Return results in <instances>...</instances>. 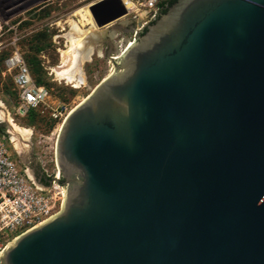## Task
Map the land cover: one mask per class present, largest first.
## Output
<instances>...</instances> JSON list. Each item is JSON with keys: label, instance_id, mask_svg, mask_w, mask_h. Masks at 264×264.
<instances>
[{"label": "water", "instance_id": "water-1", "mask_svg": "<svg viewBox=\"0 0 264 264\" xmlns=\"http://www.w3.org/2000/svg\"><path fill=\"white\" fill-rule=\"evenodd\" d=\"M53 156L58 211L0 264H264V0H174L65 114Z\"/></svg>", "mask_w": 264, "mask_h": 264}, {"label": "rangeland", "instance_id": "rangeland-1", "mask_svg": "<svg viewBox=\"0 0 264 264\" xmlns=\"http://www.w3.org/2000/svg\"><path fill=\"white\" fill-rule=\"evenodd\" d=\"M95 0H0V112L11 122L25 130L23 138L18 137L17 148L10 141L9 123L0 121L3 134L11 154L22 164L33 178L34 169L46 173L53 170L52 154L55 135L64 115L107 74L108 63L128 42V36L136 19L141 17L127 14L113 21L107 27L90 31H104L100 39L90 45V53L79 63L82 84L74 88L72 83L57 75L59 52L66 47L65 34L68 20L73 11ZM87 29V25L80 27ZM142 30V29H141ZM109 32L112 34L109 36ZM127 44V43H126ZM16 53L34 85L43 87L47 98L33 112L29 120L19 116L15 107L16 95L3 61ZM33 61L32 64H29ZM40 80L39 84L35 79ZM5 109V110H4ZM58 112L55 119L49 114ZM6 114V115H5ZM7 122V123H6Z\"/></svg>", "mask_w": 264, "mask_h": 264}, {"label": "built area", "instance_id": "built-area-1", "mask_svg": "<svg viewBox=\"0 0 264 264\" xmlns=\"http://www.w3.org/2000/svg\"><path fill=\"white\" fill-rule=\"evenodd\" d=\"M125 15L138 17L134 28L130 30L128 40L139 33L145 24H149L159 14L163 0H129ZM5 72L9 74L17 104L15 111L24 116L29 110L35 111L47 98L46 90L34 85L26 67L16 53L10 54L3 61ZM58 112L52 111L51 119L57 118ZM53 170L46 173L41 169L46 183H38L26 168L10 153L2 131H0V251L23 231L31 228L58 211L61 193L56 184V167L52 154Z\"/></svg>", "mask_w": 264, "mask_h": 264}, {"label": "bare ground", "instance_id": "bare-ground-1", "mask_svg": "<svg viewBox=\"0 0 264 264\" xmlns=\"http://www.w3.org/2000/svg\"><path fill=\"white\" fill-rule=\"evenodd\" d=\"M119 1H120V4L122 5L123 8L130 5L129 0H119ZM88 6H89V3L72 12L71 17H76V20H73L72 18H70L68 20V32L65 34V38H66V46L65 47L66 48L59 52V60L60 61H59V65L56 67L57 69H59V71L56 74L63 77L67 83L74 82L75 83L73 85L74 88H77L79 85L82 84V76L79 72V63L82 60L86 59L87 56L89 55L91 43L96 42V41H94V39L99 37V35H102L104 33V31H99V32H92V30L90 31V28L95 27V26L93 25V23L91 21V18H90L89 12H88ZM110 23H107V24L103 25L102 27H107L108 25H110ZM83 25H87L88 28L87 29H81L80 27H82ZM95 29H96V27H95ZM97 29H99V28H97ZM111 34L112 33L109 32L108 35L110 36ZM126 43H125V45H123V47H122V49L118 55H116L115 57H111L112 60L119 57L122 50L125 47H127L128 45H130L131 42L128 41ZM3 120L7 121L9 123L8 124L9 125L8 131L10 133L9 139H10V141H13L14 147L17 148V139H18V137H20V138L24 137V135L26 134L25 130L14 125L7 116H4V114L2 112H0V121H3ZM59 125H60V123H59Z\"/></svg>", "mask_w": 264, "mask_h": 264}, {"label": "trees", "instance_id": "trees-1", "mask_svg": "<svg viewBox=\"0 0 264 264\" xmlns=\"http://www.w3.org/2000/svg\"><path fill=\"white\" fill-rule=\"evenodd\" d=\"M174 0H163L161 3H160V6H161V9L159 11V14L160 13H163L164 10L166 9L167 6H169ZM33 61H30L29 64H32ZM35 83L36 84H39L40 83V80L38 78L35 79ZM33 112L32 110H29L25 116L30 120L32 118V115H33ZM47 179H44L43 182L46 183Z\"/></svg>", "mask_w": 264, "mask_h": 264}, {"label": "flooded vegetation", "instance_id": "flooded-vegetation-1", "mask_svg": "<svg viewBox=\"0 0 264 264\" xmlns=\"http://www.w3.org/2000/svg\"><path fill=\"white\" fill-rule=\"evenodd\" d=\"M168 7V6H167ZM166 7V8H167ZM0 131H2L3 132V129L2 130H0ZM34 174H33V178H34V180L36 181V182H38V183H44L43 182V176H42V174H41V172L40 171H38L37 169H34Z\"/></svg>", "mask_w": 264, "mask_h": 264}]
</instances>
